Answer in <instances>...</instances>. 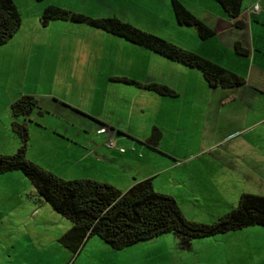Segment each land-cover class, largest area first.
<instances>
[{"label":"crops","instance_id":"1","mask_svg":"<svg viewBox=\"0 0 264 264\" xmlns=\"http://www.w3.org/2000/svg\"><path fill=\"white\" fill-rule=\"evenodd\" d=\"M14 1L24 24L23 4L34 8V19L31 23L37 31L41 29L39 20L47 6L55 5L76 13L88 14L81 10L79 5L84 2L95 4L100 2V0H44L38 4L36 0ZM195 1L197 5L194 11L190 9L191 12L212 28L215 34L209 39L202 40L193 31L177 28L180 33H189L177 44L244 77L246 80L244 85L230 88L211 87L197 69L165 57V62L163 60L158 62L161 68L154 69L151 73L150 65L147 62L145 64L147 53L143 47L136 50L137 48L132 46L120 45L121 49L124 47L131 51L134 49L136 53H142V59L129 58V55L123 53L122 55L115 53L112 56L109 46L102 45L99 48L100 45L92 42L93 37L97 39L98 35V31L92 27L68 26L66 23L69 21L56 20L50 21L46 26L48 29L55 25L59 30H76L80 35L85 36V47L83 48L81 42L76 45L77 58L74 59V64L70 68L71 75L76 80L73 81L71 77L67 81V91L76 94L77 90H73L72 85L77 84L80 88L82 82L90 84L93 90L100 82L103 90L104 88L106 90L101 102V111L91 106L87 111L82 101H76L72 97L62 95L57 97L50 93L43 96L29 92L24 94L37 99L44 98L57 105L54 106L48 102L49 109L42 108L43 114L39 115L50 113L52 108H55L64 117L62 128L67 134H63L62 138L66 143L67 155H73L76 164H84L85 169L90 168V175L83 179L108 183L122 193L129 191L135 184L149 179L154 188H158V192L174 197L176 192L177 194L181 190L186 192L187 186L201 193V190L202 192L210 190V180H223L222 183L217 181L214 185L220 191L227 187L224 180L240 179L244 173H263L264 166L259 167L257 164H264V155H258V157L246 155V158L242 151L240 154L243 157L239 156L238 152L243 145L252 149L258 142L249 140L247 135L254 132L255 128L264 127V0L243 1L242 14L239 18L244 22L242 27L237 26L236 20L229 18L214 0ZM106 2L118 5L125 13L130 12L134 16L146 18L148 13L154 10V6L152 7L154 3L167 8L171 0H142L141 5L134 4L132 0H106ZM255 4L260 6L257 14L251 12ZM21 26L24 27V25ZM238 43L249 50L247 55L242 56L236 53L235 46ZM31 47L32 49L35 47L34 43ZM45 47L46 45H42L35 51L40 52ZM57 51L61 52V49ZM98 51L103 53L100 58ZM56 56L54 64L59 63L58 55ZM116 56L120 59L119 61L114 59ZM103 62L105 65H102ZM164 66L167 71L162 70ZM85 67L88 68L87 73ZM92 67H96L95 76L90 75ZM122 77L137 79L136 81L142 83L163 84L171 88L176 95L174 97L160 96L115 79ZM114 82L124 86H115L112 84ZM20 97L21 95L6 96V105L3 103L0 105V117L10 112L11 105ZM93 98L95 99L94 96ZM239 103L245 104L248 108L255 106L263 118L244 127L241 119L225 115L228 105L235 106ZM253 112L255 113L256 110ZM136 113L140 115L139 126L132 125ZM84 116L94 123H85L84 127L82 125ZM88 128H91L90 131ZM155 128L162 133V139L157 146L148 142ZM83 130H86V133ZM111 139H115L118 148L124 149L125 152L121 153L108 148L106 144ZM228 144L234 148V152L237 151V155L231 158L233 164H225L229 158L209 156L212 151L220 150ZM224 154L227 152L224 151ZM244 159L250 161V166L247 165L245 170L242 165L246 162ZM47 170L50 169L47 168ZM170 188L171 193L168 192ZM230 232L220 234L223 235L221 239H226ZM89 239L85 241L81 250ZM216 239L220 238H214ZM193 247L191 244L187 249L190 251ZM178 248L180 249L179 244ZM179 251L181 254L184 253L182 250ZM198 263L200 262L192 264Z\"/></svg>","mask_w":264,"mask_h":264},{"label":"rangeland","instance_id":"2","mask_svg":"<svg viewBox=\"0 0 264 264\" xmlns=\"http://www.w3.org/2000/svg\"><path fill=\"white\" fill-rule=\"evenodd\" d=\"M132 1L137 5L142 4V0ZM180 1L189 11L195 9V5H197L195 0ZM79 6L81 10L88 13H82L84 15L93 18L118 17L143 32L163 38L175 45H178L177 43L183 36L189 34L180 33L179 28L193 31L194 34L197 33L193 27L177 24L171 2L167 8L154 3L152 5L154 10L150 11L146 18L134 16L130 12L125 13L120 10L118 5L108 3L106 0H100L96 4L84 2ZM23 7H25L22 13L25 21V24L22 23L24 27L21 26V31H18L15 38L13 37L8 43L0 46V97H2L0 105L2 103L6 105V96L21 95L23 97L27 92L42 96L50 93L57 97L60 95L72 97L76 101H82L85 109L91 106L94 109L99 108L101 111V102L106 90L105 88L103 90L100 82L94 90L90 84L82 82L80 86L83 89L78 88L77 84L72 85V89L77 90L76 94L67 91V81L71 77L73 81L76 80L70 72L74 59L77 58L76 45L81 42L84 48L85 36L80 35L76 30H59L55 25L48 29L41 24V17L39 20L41 29L37 31L31 23L34 19V8L28 4H23ZM66 24L68 26H88L72 22ZM94 29L98 31V35L97 39L93 37L92 42L100 45L99 48L102 45L109 46L112 56L115 53L119 55L123 53L129 55V58L142 59V53H136L134 49L131 51L120 47L121 44H125L140 50V46L106 31ZM32 43L35 46L33 49ZM42 45H46L44 50L36 52L35 50L37 48L39 50ZM58 49H61V52H58ZM144 50L147 53L145 64L147 62L150 65L151 73L154 72V69H160L161 66H158V62L159 60L164 61V57L147 49ZM98 54L100 58L103 53L98 51ZM56 55H58L59 63L54 64ZM114 59L120 60L117 56ZM102 65L105 63L103 62ZM161 65L163 66V64ZM95 69L96 67L90 69V75H96ZM104 69L106 70V68ZM86 70H88L87 67H85V72ZM162 70L167 71L166 66ZM112 84L124 86L115 82ZM37 100L40 110L42 108L49 109L47 103H52L44 98ZM52 105L57 106L54 103ZM39 109H36L28 117H16L12 111L0 117V154L13 155L19 150L22 146V139L15 132L14 127L15 125H24L27 126L29 133L27 158L30 161L50 169L66 181L83 179L90 175V168L85 169L84 164H76L75 157L67 155L66 143L62 138L63 134H67V132L62 128L64 117L59 114V110L52 108L50 113H45L42 116L38 113ZM227 109L225 115L241 119L244 127L263 118L255 106L248 108L245 104L239 103L235 106L228 105ZM44 110L42 109L41 112ZM254 110H256L255 113ZM135 116L136 121L134 120L132 125L139 126L140 115L136 113ZM82 118L84 127L85 123H94L90 118L85 116ZM88 129L90 131L91 128ZM253 130L254 132L247 135V138L258 143L252 149L244 145L241 146L240 152H238L239 156H241V151L245 155L244 157L246 155L252 157L264 155V127ZM224 151L227 154H224ZM236 153L237 151L234 152V148L228 144L220 150L212 151L209 156L229 158L225 164L231 165L233 164L231 158L235 157ZM246 162L242 164L244 170L247 165L250 166V161ZM257 166L263 167L264 164L259 163ZM97 173L99 172L97 171ZM210 181V190L204 192L201 190V193L193 191L190 186H187L186 192L183 190L178 194L176 192L174 197L186 218L200 223H212L234 209L241 195L246 193L264 196V171L263 173H244L240 179L236 180H224L227 187L220 191L214 185L217 181L222 183L223 180ZM154 189L159 191L157 187ZM164 191L171 193V188L168 189V192ZM71 227L70 220L56 213L48 203L38 196L36 189L22 171L16 170L0 174V264H192L193 262H200L198 264H264V227L260 226L232 231L223 240L221 239L223 235L210 237L211 239L209 237L208 239H195L192 241L194 247L190 251L180 245L178 236L173 232L159 235L154 239L122 250L114 249L99 237H92L76 255L62 246L59 241ZM214 238L220 239L214 240ZM179 250L184 253L181 254Z\"/></svg>","mask_w":264,"mask_h":264},{"label":"trees","instance_id":"3","mask_svg":"<svg viewBox=\"0 0 264 264\" xmlns=\"http://www.w3.org/2000/svg\"><path fill=\"white\" fill-rule=\"evenodd\" d=\"M42 2L44 0H36ZM227 16L240 20L244 0H214ZM177 24L193 27L202 40L211 38L215 32L198 19L180 0H171ZM239 19V20H238ZM60 20L106 31L171 61L181 63L200 71L211 87H239L246 83L244 77L197 54L171 43L163 38L143 32L117 17L93 18L65 8L47 6L41 16L45 27L50 21ZM22 18L14 0H0V46L8 43L20 30ZM239 55L249 50L239 43L235 46ZM126 85L152 91L160 96L174 97L176 93L166 85L142 83L130 78H115ZM38 107L33 96H23L11 105L12 114L30 116ZM39 114H43L38 110ZM14 130L22 139V146L13 155L0 154V174L22 171L32 183L38 196L53 210L71 221L72 227L61 238L60 243L74 255L78 254L85 241L99 237L117 250L173 232L180 239L183 248H189L192 241L213 237L246 227H264V196L243 194L237 206L212 223H200L186 218L176 199L169 194L157 192L151 180L135 184L122 193L116 187L90 179L66 181L27 158L29 133L27 126L15 125ZM162 133L155 128L148 139L157 146Z\"/></svg>","mask_w":264,"mask_h":264},{"label":"built area","instance_id":"4","mask_svg":"<svg viewBox=\"0 0 264 264\" xmlns=\"http://www.w3.org/2000/svg\"><path fill=\"white\" fill-rule=\"evenodd\" d=\"M259 11H260V6H259V4H255V5L252 7L251 12L254 13V14H257V13H259ZM106 145H107V147L110 148V149L118 150V151L121 152V153H124V152H125L124 149L118 148L115 139H111V140H109L108 143H107Z\"/></svg>","mask_w":264,"mask_h":264}]
</instances>
